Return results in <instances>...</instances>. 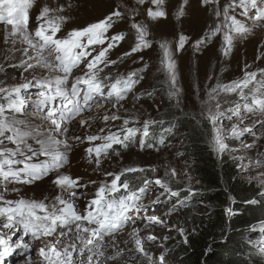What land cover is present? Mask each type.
Returning <instances> with one entry per match:
<instances>
[{"label": "snow or ice", "instance_id": "snow-or-ice-1", "mask_svg": "<svg viewBox=\"0 0 264 264\" xmlns=\"http://www.w3.org/2000/svg\"><path fill=\"white\" fill-rule=\"evenodd\" d=\"M35 3L0 0L4 33V48L0 50V264L17 250L29 254L26 264H168L171 233L176 232L187 245L190 232L179 222L169 225L168 218L192 207L194 201L204 203L196 201L202 193L192 186L187 172L183 173L187 182L174 187L182 184L181 173L171 165L164 167L162 176L157 175L159 170L154 165L125 166L104 172L99 182L85 183L61 169L70 164L75 142L88 143L85 155L94 172H99L106 160L120 158L122 151L132 147L160 152L174 146L171 138L178 121L150 113L141 119L140 102L159 93L176 110L184 111L176 55L185 50L191 36L179 33L173 49L169 41L153 35L151 25L169 18L168 0H134L135 6L123 11L117 5L103 18L63 35L59 34L71 19L64 13L73 5L44 4L33 19ZM145 4L149 7L144 10V19L139 20V8ZM198 7L213 22L191 44L196 53L219 38V54L229 58L238 40L264 30V0H227L223 5L221 0H198ZM192 8V0L173 5L176 23L188 17ZM121 24L125 27L113 31ZM124 43L129 44L128 50L112 58ZM154 45L161 53L156 71L164 79L150 90L139 91L150 67L143 53ZM260 51L257 60L264 62V47ZM129 59L141 66L120 72V66ZM10 69L19 76L9 77ZM74 70L79 74L73 75ZM241 73L227 82L217 76L214 84L213 76L208 77L199 116L211 125L208 144L217 158L227 154L238 160V174L246 173L249 182H256L258 191L245 201L255 205L264 203V66L244 63ZM200 91L197 83L198 99ZM125 102L133 111L124 108ZM108 105L111 114L102 117L107 130L100 128L98 134L86 136L70 134L73 121L81 128L90 126L94 117L85 113ZM122 109L125 115L120 114ZM248 137L250 143L245 142ZM233 142H239L240 147L231 146ZM242 151L254 155L237 157ZM185 155L183 151L175 153L177 159ZM53 174L55 196L41 200L8 198L21 191L19 186L32 185ZM130 174L139 183L129 179ZM90 184L96 187L89 199L86 189ZM149 196L150 202L144 203ZM80 199L85 200L83 209L78 206ZM228 200L226 216L237 215L233 207L236 198L229 195ZM160 208L166 211L157 215ZM129 227L127 238L120 241ZM249 227L261 237L249 239L247 244L264 259V220ZM165 231L167 235L156 234ZM45 238H53L54 243ZM33 241L41 244L39 261H33L30 254Z\"/></svg>", "mask_w": 264, "mask_h": 264}, {"label": "rangeland", "instance_id": "rangeland-1", "mask_svg": "<svg viewBox=\"0 0 264 264\" xmlns=\"http://www.w3.org/2000/svg\"><path fill=\"white\" fill-rule=\"evenodd\" d=\"M227 0H221V4L226 3ZM67 4L71 3L73 7L66 11L64 14L69 15L71 19L65 24L62 32L59 35L65 34L67 31H70L73 28L84 27L89 23L95 22L98 19L103 18L108 12L112 11L113 8L117 5L121 6V10L131 9L135 6L134 0H36L35 7L31 10V15L33 19L38 14L40 7L44 4H47L51 7H55L57 4ZM179 3V0H168L169 8V18L161 20L155 24L151 25V30L153 35L157 39L167 40L170 42L171 47L175 49L176 41L178 40L179 33L183 32L191 36V40L185 46V50L182 53L176 55L180 82L184 89V99L182 107L183 112L176 110L172 107L166 97L160 95L159 93L154 98L145 97L141 100L140 104L143 106L140 111L141 119L145 118L147 114H151L153 117L162 116L165 120L167 116L174 115L172 118L175 121H178L177 126H180L181 123L188 122L189 125L194 127L197 131L203 132L207 139V147L211 150L208 144V138L211 136V125L210 123L202 119L199 116L200 112V99L204 98V86L208 83V77L213 76L211 83H215V77H220L223 81L227 82L234 78L239 77L241 69L244 63L253 64L254 66H264V62L257 60V57L261 54V48L264 47V30H256L254 35L249 36L247 39H240L236 42V46L233 54L229 58H223L219 54L220 39L216 38L206 49L201 53H196L193 51L191 44L198 39L203 32L205 31L206 26L213 21L208 16L207 12L198 7V0H192L193 8L188 17L182 19L180 23H176L172 16L174 11L173 5ZM149 7V4L139 8L141 16L137 17L139 20H143L144 10ZM125 27L124 24L117 26L113 31H118L120 28ZM3 28L0 26V50L4 48L3 44ZM129 44L124 43L121 48L114 51L112 58H115V53L123 52L128 50ZM2 55V51H0ZM143 55L145 60L149 62L150 67L145 73V80L138 86L139 91L144 89H151L153 86H158L157 82L164 79L163 74L156 71L159 66L160 51L156 45L152 49L146 50ZM140 63L134 64L131 59L126 63L120 66V72L131 71L134 68L140 67ZM79 74L77 70L73 75ZM9 77L19 76V73L15 70H9ZM199 84L200 86V97L197 98L195 94V85ZM33 92L35 90H32ZM159 106V111L156 110V106ZM139 107V106H138ZM107 108H110V105L104 107H97L92 110L90 113H86L85 116H93L94 119L90 121V126H85L81 128L77 121H73L70 125V134L86 136L90 134H98L100 128L107 127L103 122L104 114H111L107 112ZM124 108L128 109L129 112L133 111L130 103L125 102ZM121 115H125L124 110H121ZM199 121V124L197 123ZM117 124L120 122L117 121ZM225 124H228L225 121ZM245 142L250 143L251 138H245ZM171 143L174 145L171 149L164 148L160 152H155L153 150L140 151L136 147H132L130 151H122L121 157H113L110 161L106 160L99 172L93 171V166L87 163V158L85 155V149L87 144L84 142H75L73 151L70 155V164L65 168L61 169L62 172L70 174L75 177H81V183L88 181H97L104 179L103 173L106 171H118L120 168L125 166H141L147 167L154 165L159 170L157 175H163V169L165 166L171 165L178 169L181 173V185H173L174 187L182 186L183 183L187 182V177L183 176V173L187 172L191 176L192 186H199V157L197 156V148L193 144L192 137L190 133L185 129H177L175 136L171 138ZM84 144V145H83ZM233 147H240L239 142H233ZM264 150V149H262ZM177 151H183L186 155L182 159H177L175 153ZM212 151V150H211ZM214 154V152L212 151ZM215 155V154H214ZM228 156L227 154H225ZM237 157L240 155H254L250 152H238L236 153ZM228 158H230L228 156ZM232 159V158H230ZM236 164L238 160L232 159ZM247 163V161H244ZM254 176L255 173H252ZM243 179L248 183L253 184L257 187L256 182L248 181V174H241ZM133 176L130 174L129 179ZM54 178V174L44 179L35 182L32 185H23L19 186L21 191L19 193H11L8 198L16 199L19 196H24L25 198H33L37 200L44 199L45 197L55 196L57 189L51 183ZM135 183H139L138 180H135ZM96 185L90 184L86 189L88 198L90 199L94 194ZM152 199L149 196L144 203H149ZM202 200L203 204L198 202L193 203V206L181 211L178 214H173L169 219V225L179 222L181 225L187 227L189 232V242L185 245L181 238L176 232L171 233V237L168 241L167 247L172 249L168 254L167 260L168 264H188L185 257L186 250L190 247L191 242L190 238L194 236V233L197 232L196 229L200 224H204L208 229H215L213 227L218 226V221H220V216L214 212V209L211 207V203L205 201V199H196V201ZM85 204L84 199L78 201V206L80 209H83ZM166 211L164 208H160L157 211V215ZM149 214H152L149 212ZM226 215L225 212L223 214ZM201 221H198L197 219ZM191 229H195V232H191ZM129 229L125 230L124 235L119 237V240H122L123 237L127 235ZM254 234L248 237L247 240H258L261 237L259 232H253ZM159 236L167 235L165 232H157ZM27 239V238H26ZM49 241V244L54 243L53 238H45ZM41 246L39 241H33V248L31 250V256L33 261H39L40 258L37 255L38 248ZM251 248V246H250ZM111 251V250H109ZM252 253L251 251H249ZM159 250L157 251V255ZM29 254L22 252V250H17L12 253L10 256L5 258V264H26V259ZM258 255V254H257ZM243 259L247 263H252V258L247 257L245 253H242ZM249 258H251L249 260ZM259 259H261L258 256ZM264 261V259H262Z\"/></svg>", "mask_w": 264, "mask_h": 264}, {"label": "trees", "instance_id": "trees-1", "mask_svg": "<svg viewBox=\"0 0 264 264\" xmlns=\"http://www.w3.org/2000/svg\"><path fill=\"white\" fill-rule=\"evenodd\" d=\"M172 116L174 117V115L167 116L166 120H174ZM177 125L179 124H176L179 131L185 129L190 133L197 148L200 161L199 186L195 188L199 189L202 195L196 199L210 202L214 212L221 215L218 226L213 227L215 229H208L209 227L204 224H200L196 229L197 232L190 238L191 245L185 252L187 263L249 264L242 257V253H245L253 260L250 264H264V261L259 259L257 253L247 244L248 237L254 234L249 226L264 220V203L250 205L245 202L255 196L258 188L238 174L237 164L232 159L226 155L220 159L212 153L207 147V139L203 132L197 131L188 122ZM229 195L236 198L233 207L238 212L232 217L223 215L224 208L229 205Z\"/></svg>", "mask_w": 264, "mask_h": 264}, {"label": "bare ground", "instance_id": "bare-ground-1", "mask_svg": "<svg viewBox=\"0 0 264 264\" xmlns=\"http://www.w3.org/2000/svg\"><path fill=\"white\" fill-rule=\"evenodd\" d=\"M126 238H127V235L125 237H123L122 240L123 239H126ZM122 240H120V241H122ZM121 247H123V244L122 243H121Z\"/></svg>", "mask_w": 264, "mask_h": 264}]
</instances>
